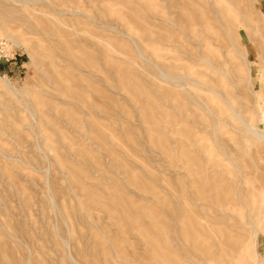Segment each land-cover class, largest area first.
<instances>
[{"label": "rangeland", "instance_id": "obj_1", "mask_svg": "<svg viewBox=\"0 0 264 264\" xmlns=\"http://www.w3.org/2000/svg\"><path fill=\"white\" fill-rule=\"evenodd\" d=\"M0 264H264V0H0Z\"/></svg>", "mask_w": 264, "mask_h": 264}, {"label": "built area", "instance_id": "obj_2", "mask_svg": "<svg viewBox=\"0 0 264 264\" xmlns=\"http://www.w3.org/2000/svg\"><path fill=\"white\" fill-rule=\"evenodd\" d=\"M8 48L5 45V43L3 41H0V58H5V59H9L12 57H7L8 56Z\"/></svg>", "mask_w": 264, "mask_h": 264}, {"label": "crops", "instance_id": "obj_3", "mask_svg": "<svg viewBox=\"0 0 264 264\" xmlns=\"http://www.w3.org/2000/svg\"><path fill=\"white\" fill-rule=\"evenodd\" d=\"M261 245H262V248H263V251H264V240L262 241Z\"/></svg>", "mask_w": 264, "mask_h": 264}]
</instances>
